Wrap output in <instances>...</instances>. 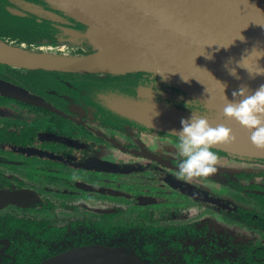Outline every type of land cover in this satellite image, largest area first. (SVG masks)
<instances>
[{"label": "flooded vegetation", "instance_id": "obj_1", "mask_svg": "<svg viewBox=\"0 0 264 264\" xmlns=\"http://www.w3.org/2000/svg\"><path fill=\"white\" fill-rule=\"evenodd\" d=\"M7 2L10 6L6 9L12 13L35 15L30 11L29 0ZM64 19L68 20L67 27H79L73 21ZM0 40L13 46L40 47L7 36ZM79 49L87 53L83 47ZM59 73H66L67 82L71 84L68 89L56 87L36 92L0 76V79L23 87L48 104V107L32 105L0 94V162L16 166L12 167L15 171L22 168L26 177L39 182H35L34 188L23 183L17 186L0 185V193H19L16 198L18 204L6 202L0 206V264H40L68 250L94 245L125 248L145 264H171L167 260L169 258L158 255L162 251L144 255L136 247L131 250L106 240L80 238L72 245L53 247L51 241L58 240L62 229L52 223L50 216L67 210L64 218L68 220L75 216L76 222H79L82 199H89L90 196H102L104 201L116 203L117 209L112 211L117 219L124 218L121 214L127 210L126 207L128 210L134 207L136 213L125 216L133 222L154 221V227L163 236L168 233L177 235L183 230L187 235L183 238L184 242L170 240L172 248L178 252L177 263L174 264H241L248 251L253 253L254 250L264 249V239L253 244L248 240L250 236L247 232L239 236L238 241L232 238L227 240L228 246L220 247L216 243L217 238H221L220 230L210 240L208 229L199 230L191 222L199 214L211 213L220 217L219 224L244 228L264 238V212L257 215L258 209H264L254 196L264 190V181L259 180L262 175L264 177V169L232 174L218 170L209 178L182 179L176 171V136L130 115L139 111L140 104L145 105L143 101L147 99L142 97V102L130 100V95L131 99L133 97L129 87L133 88L130 84L136 78L135 73ZM147 88L144 87L143 93L138 95H150L152 88ZM147 106L148 110L157 114L148 116L153 120L162 119L161 108L151 104ZM52 137L64 138L69 143ZM37 153L50 154L55 158ZM228 155L231 154H218L219 158ZM14 156L38 160L33 164L26 160L16 163L10 159ZM252 160L264 162V158ZM94 163H105L109 169L96 170ZM55 164L58 166H52ZM28 168L34 170V177L27 173ZM40 176L43 178L40 179ZM16 178L21 180L17 175ZM210 183H218L223 190L213 191ZM43 189L49 191L47 202L43 205L49 217L36 222L26 215L39 204ZM234 195L240 200L234 202ZM205 197L216 199V203L207 201ZM193 203L197 205L194 209ZM172 205L174 208L170 214L174 220L159 213L167 211ZM150 206L153 208L144 211ZM162 206L165 208L161 209ZM182 207L194 211L183 213ZM177 210L180 212L177 213ZM19 212L22 214L19 215ZM109 214L101 212L83 216L81 221L92 230L102 228L109 231L114 227L112 222L115 220L113 214ZM162 218L167 220L162 221ZM166 222L170 223L165 225ZM196 243L202 246L201 249Z\"/></svg>", "mask_w": 264, "mask_h": 264}, {"label": "water", "instance_id": "obj_2", "mask_svg": "<svg viewBox=\"0 0 264 264\" xmlns=\"http://www.w3.org/2000/svg\"><path fill=\"white\" fill-rule=\"evenodd\" d=\"M44 1L61 14L44 10L37 5L28 6L38 17L40 13L34 9L46 14L45 16L49 18H46L47 20L57 23L59 30L69 35L70 40L66 42L67 44L83 47L87 53L67 58L23 50L33 57L26 60L0 57V64L25 70L73 73H153L165 82L177 85L203 104L210 112L207 113L209 122L212 118L224 117V105L227 100L234 99L233 91L241 86H247L250 91H254L264 85V74H250L238 63L254 47L264 50V0ZM63 16L76 23V26L80 24L84 28L81 30L79 27L77 29L67 27L68 20ZM240 36L244 39H240ZM0 42L10 46L2 40ZM41 47L43 46L39 48ZM103 49L116 50L118 52L116 62H120L123 57H129L138 62L151 64L154 70L100 71L102 63L97 54ZM255 55L258 53L244 62L252 71L257 67ZM257 64L264 69V56L258 58ZM232 68L235 69V75L230 72ZM0 94L32 105L48 107L42 98L2 79ZM142 106L149 108L147 104H140V109ZM162 112L160 113L162 119L153 120L151 116L140 114L134 117L140 119L141 116L143 120L152 123V126L172 134L173 130L181 127V119L189 118L185 113H173L170 116L165 113L168 111ZM148 118L152 120L149 122ZM228 121L247 135H251L235 120ZM52 138L69 143L61 137ZM214 148L236 157L264 158V148L256 147L248 138L236 137L234 142L220 143ZM37 155L53 157L50 154ZM103 164L94 163L93 167L96 170L109 169V166ZM0 194V206L6 202L18 204L16 198L19 197V193ZM205 199L216 203L214 198ZM40 264H145V262L125 248L94 245L68 250Z\"/></svg>", "mask_w": 264, "mask_h": 264}, {"label": "rangeland", "instance_id": "obj_3", "mask_svg": "<svg viewBox=\"0 0 264 264\" xmlns=\"http://www.w3.org/2000/svg\"><path fill=\"white\" fill-rule=\"evenodd\" d=\"M38 15L39 17H42V18L44 17L45 19L48 18L47 16L42 15V14H38ZM16 47H19L20 49L28 51L30 53L47 54V55H51L54 57L59 56V57L74 58L75 56L85 55L86 53V52L84 53V50L79 49V47L74 44H65L64 47L62 48H57L54 46L53 47L43 46L41 48H36V47H26V46H21V45L20 46L17 45ZM107 74H111V73H107ZM153 113L155 114L156 112H153L151 110H148L142 107L141 109H139V111L132 113L130 115L135 116L137 114H140L141 116H144V115L148 116V115H154ZM141 116H139L140 119L143 118ZM155 116H157V114H155ZM210 123L213 124L214 126L216 124H224L226 127L232 130L235 137L250 139V135H247L246 133L241 131L239 127H237L235 124L228 121V119H225L223 116L212 118L210 120ZM10 159L16 163L26 160L31 164H33V162H37L38 160L33 157L25 158V157H19V156L10 157ZM45 162L48 163V161H45ZM56 165L57 164L52 165V166H56ZM12 167H16V166L12 164H4L0 162V185L17 186L19 185V183H23L33 188L35 187V182H38V181L31 180L30 178L26 177L22 168H18L17 171H15V169ZM217 168L218 170L222 172H227L230 174L237 172V171H247L248 172V171H255L257 169H264V162L256 161V160L254 161L252 160V158H244V157L237 158L232 155H228L226 157L219 158ZM28 169L29 170L27 171V173L30 174V176L34 177L35 176L34 170L30 168ZM16 175L21 180H18L16 178ZM39 178L42 179L43 177L40 176ZM262 179L264 181L263 175L262 177L259 178V180H262ZM54 185L58 186L59 184L55 183ZM210 185L212 187L211 189H213V191L215 192L223 190L222 188H220L218 183H210ZM47 193H49V191L44 190V189L42 190L43 197L40 200L39 204H36V206H34V208L29 211V215H26V216L30 217V219L33 218L34 221L36 222L44 221L46 218L49 217V215L46 213L43 207L44 203L47 202V198H48ZM236 199L240 200V198H237L234 195L232 200H234L235 202ZM82 202L83 203L80 204V209H79L80 210V216L78 217L80 219L79 222L78 220L76 222L77 217L75 216H71L70 218H67L68 220H66L64 217L68 214L67 210L59 211L57 213L55 212L53 215L50 216L52 223L58 227H61L60 229H62L61 231L62 234L58 235L59 236L58 240L51 241V245L53 247L63 248L68 245H72L75 240L77 241L80 238H86V239L91 238V239H98L102 241L106 240L109 243L127 246L131 248V250H134V247H136L139 250H141V252L144 255H148L150 253L154 255L162 251L158 255H163L164 258L165 257L169 258L167 260H169L171 264L177 263L178 252L176 251V248H172L173 243H171V241L172 242L173 241L174 242H179V241L184 242L183 238H185L187 235H185L183 230L177 235H174L173 233H168L167 236H163L162 233L157 232L158 230L154 227V224H155L154 221H149V220L135 221V222L130 221L126 216H129L130 214L134 215L136 213V210H134V207L132 206H131L132 208L130 207L129 210L126 207L127 210L125 212L124 211L122 212L124 213V214H121V216L124 217L123 219L121 217H118L119 219H117V217L114 215V212L112 211V209H117L116 207L117 204L116 203L114 204L113 202L104 201V198L102 196H90L89 199H86V200L82 199ZM194 207H197V205L193 203V209ZM150 208H153V207L151 206L146 207V209L144 208L145 209L144 211L147 210L148 212ZM163 208H165V206H162L161 209ZM173 208H174L173 205L169 206L167 208V211L165 210L159 213H161L162 215H168L172 218V220H174V218L170 214V210H172ZM181 210H183V213L187 212L190 214L192 212L191 209L187 210L185 207H182ZM101 212L113 214V219L115 220H113L112 223L114 227L110 229L109 231H106L105 229H102V228L92 230L88 226H85L83 222L81 221L83 216L89 217L88 215H93V214L101 213ZM178 212L180 211L177 210V213ZM18 214L21 215L22 213L19 212ZM197 214L194 213L193 215H197ZM147 215L153 217L152 214L151 215L147 214ZM163 220H167V218H162V221ZM219 221H220L219 216H216L214 214L211 215V213H208V214L203 213V214H199V216L196 219H194V221H191V222H192V225H194L195 228H198L199 230L208 229V233H209L208 235H209L210 240L214 239L212 238L213 235H215V233L219 232L220 230L221 238H217V241H216V243L220 247H222L223 245L228 246L227 240L229 239L233 238V239H237L238 241L239 236H241L245 232L249 234L250 237H248V240L251 241V243L257 244L258 242H263L264 238L259 233H249L244 228L233 227L227 223H223L222 225V224H219ZM73 223H76V224L73 225ZM169 223L170 222H166L164 224L167 225ZM87 236H90V237H87ZM204 241H206V239H204ZM195 245L200 247V249L202 247V246H199L197 243ZM157 248H160V249L163 248V250H159V249L156 250ZM217 256H219V254Z\"/></svg>", "mask_w": 264, "mask_h": 264}, {"label": "trees", "instance_id": "obj_4", "mask_svg": "<svg viewBox=\"0 0 264 264\" xmlns=\"http://www.w3.org/2000/svg\"><path fill=\"white\" fill-rule=\"evenodd\" d=\"M29 1H31L32 5H37L44 10L61 14L46 4L44 0ZM7 6H10L7 0H0V38L7 36L19 41L32 43L35 46H55L66 43L70 40L68 34L59 30V25L57 23L40 18L34 14L23 15L12 13L6 9ZM78 26L81 30L84 28L80 24H78ZM0 67L1 77L25 86L31 91L41 92L45 91L47 88L52 89L56 87H60L65 90L71 86V84L67 82L65 76L66 73L64 74L56 71H45L40 69L25 70L10 67L4 64ZM133 75L136 78L133 79L130 84L133 88L129 87V92L133 97L131 99L130 95V100L142 102V97L147 98L143 101L147 105L151 104L159 109L161 108L164 111L171 112L172 114L185 113L188 114L189 117L192 115L191 109L189 108H195L197 105L205 109L206 113H210L209 110L203 106V104L192 98L187 92L183 91L177 85L165 82V80L156 74L135 73ZM144 87L146 90L149 89L147 87H151V94L139 96L138 94L143 93L144 90L142 89ZM213 150L216 151L217 154H226V152L216 148ZM237 185H239V181L237 182ZM254 196L262 203V207L264 209V190L262 192L258 191ZM262 212L264 211L258 209L257 215ZM241 264H264V249L254 250L253 253L252 251H248L247 255H244V259Z\"/></svg>", "mask_w": 264, "mask_h": 264}, {"label": "clouds", "instance_id": "obj_5", "mask_svg": "<svg viewBox=\"0 0 264 264\" xmlns=\"http://www.w3.org/2000/svg\"><path fill=\"white\" fill-rule=\"evenodd\" d=\"M239 38L244 39L242 36ZM257 53L258 55H255L257 67L255 71H252L244 62ZM261 56H264V50L254 47L238 63L250 74H264V69L257 64V60ZM230 72L233 75L236 74L234 68L230 69ZM222 86L224 88V85ZM232 95L234 99L227 100L224 105V117L235 120L241 127L247 129L251 133L250 140L253 145L264 148V85L254 91H250L247 86H241L238 90L233 91ZM189 109H191L192 115L189 118L181 119V127L173 130L177 138V175L185 180L209 178L218 171L219 156L213 150L214 146L220 143L234 142L236 137L232 130L224 124L215 126L211 124L207 118L206 110L199 105Z\"/></svg>", "mask_w": 264, "mask_h": 264}, {"label": "bare ground", "instance_id": "obj_6", "mask_svg": "<svg viewBox=\"0 0 264 264\" xmlns=\"http://www.w3.org/2000/svg\"><path fill=\"white\" fill-rule=\"evenodd\" d=\"M62 5L67 6L66 4H63V3ZM34 10L37 13L44 15V13L41 12L39 9H34ZM72 11L76 13L74 10ZM59 46H64V45H59ZM117 53L118 52L113 49H103L99 51L97 55L99 56V61L102 63L100 65L101 66L100 71L113 70V71L123 72V71H141V70L152 71L154 70L151 64L138 62L129 57H123V59L120 62H116L115 59L118 56ZM0 57H9V58H15L18 60H26L33 56L23 51L22 49L13 47L11 45L7 46L6 44L0 42Z\"/></svg>", "mask_w": 264, "mask_h": 264}]
</instances>
